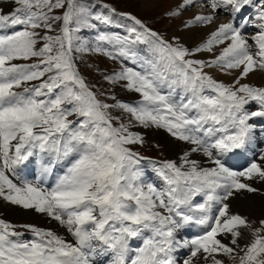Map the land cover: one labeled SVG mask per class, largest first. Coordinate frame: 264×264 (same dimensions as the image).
<instances>
[{"label": "snow or ice", "instance_id": "1", "mask_svg": "<svg viewBox=\"0 0 264 264\" xmlns=\"http://www.w3.org/2000/svg\"><path fill=\"white\" fill-rule=\"evenodd\" d=\"M193 8L179 27L203 34L188 46L104 0H0V202L63 229L0 218V264H264V202L250 199L264 197V0L165 15ZM116 18L125 34L82 35ZM90 53L119 61L102 80L137 98L90 84ZM136 129L187 147L143 155Z\"/></svg>", "mask_w": 264, "mask_h": 264}, {"label": "rangeland", "instance_id": "2", "mask_svg": "<svg viewBox=\"0 0 264 264\" xmlns=\"http://www.w3.org/2000/svg\"><path fill=\"white\" fill-rule=\"evenodd\" d=\"M104 2L109 3L113 5L114 7L117 8L118 12H131L134 15H137L139 18L144 20L149 27L153 28L154 30L158 31L165 37H171L170 34L175 31V35L179 36L181 38H184V34L186 30H183L179 25L181 24L182 19H187L188 17L192 16L193 11L195 8L191 9L190 11L186 12L184 16H182L179 19H169L165 14L173 8L172 3L170 0H158L151 8L149 9H143L140 4L135 3L134 0H104ZM131 22L122 19V18H116L115 23L113 26H104V25H98L97 30H88L86 32H82V35L89 41L94 42L95 41V36L97 35L98 31H105L108 33H119L121 35L125 34L126 32V27L130 25ZM86 31V30H84ZM169 34V36H168ZM88 35V36H87ZM141 44L139 43L135 45V47L142 53L141 51ZM188 46H191V44H188ZM146 53L150 52V47L148 50H145ZM85 62L86 64H91L93 68H99V72H94L92 70H89L85 68L82 65V71H84V74L89 78V83L90 84H97V87L100 90L103 91H111L114 93L118 99H127V97H133L136 99L137 94L135 93H130L127 92L120 87H112L110 86L106 81L102 80V76L107 73L111 72L113 70L118 71L120 62L119 61H114L110 60L107 57H104L100 54L96 53H90L85 56ZM128 66H132L130 63ZM138 131H151L148 135L145 136V139L147 140V144L142 147L138 148V150L146 156L154 157L156 159H176L172 158L170 154V148L168 143L160 138V135H164L166 138H168L170 141L173 142H179L176 141L173 138H169L165 133L157 131V130H152V129H136ZM160 134V135H159ZM159 138V139H158ZM165 142V143H164ZM161 144L162 147L159 149L152 147L153 144ZM167 145V146H165ZM168 151H167V150ZM230 164L234 167H240L244 164V159L243 158H236L230 161ZM264 202V197L261 196H252L250 197L251 200L255 199L258 201ZM14 209V210H13ZM18 208H13L10 205L4 204L3 202H0V218H4L14 224H22L25 223L22 218H18V215H14V211H17ZM247 209H245L246 211ZM252 215L256 218H262L264 217V210H258V211H253ZM17 217V218H16ZM28 223V222H26ZM52 227H58L57 224L53 221ZM51 224H47L44 228H50ZM63 230V229H62Z\"/></svg>", "mask_w": 264, "mask_h": 264}, {"label": "bare ground", "instance_id": "3", "mask_svg": "<svg viewBox=\"0 0 264 264\" xmlns=\"http://www.w3.org/2000/svg\"><path fill=\"white\" fill-rule=\"evenodd\" d=\"M158 0H149V6L147 7H142L143 9H149L151 8ZM171 3H172V6L174 7L177 3H179V0H170ZM198 11H201V9L199 8H195L193 13L194 12H198ZM175 31H173L170 36H173L175 35L174 34ZM202 31L200 32H188V31H185V34H184V38H182V40L188 45V44H191V46L193 45V43L199 39L200 35H202ZM169 36V34H168ZM176 36V35H175ZM214 75L217 76V78L219 79H227L226 77L222 76L221 74L219 73H214ZM253 79L257 82V83H260L262 82V77L257 74L255 77H253ZM153 130V129H152ZM151 131H145L146 135H148ZM160 135V134H159ZM166 135V134H165ZM168 136V135H167ZM147 137V136H146ZM169 137V136H168ZM160 138H162L163 140H165L168 145H169V148H170V154L172 156V158H176L178 157V155L181 153V151L183 149H185L187 147V145H184L183 143H179V142H173V141H170L168 138H166L164 135H160ZM170 138V137H169ZM159 139V138H158ZM165 143V142H164ZM167 146V145H165ZM167 150V149H166ZM168 151V150H167ZM261 201H258V200H255L253 199V201H255V203L257 205H260L261 202L263 201L262 198H260ZM264 199V198H263ZM16 209V208H15ZM14 210V209H13ZM258 211V210H256ZM14 215H18V218H22L23 221L28 222V223H33V224H36L37 226H40V227H45L47 224H51L52 222L49 221L48 218L44 217L43 215L41 214H35V213H29V212H25L23 210H20V209H17V211H14ZM17 218V217H16ZM50 228H53L54 230H58L60 232H63L62 229H59L58 227H55L53 226L52 227V224H51V227ZM191 233H194L196 231L195 228L193 229H190L189 230Z\"/></svg>", "mask_w": 264, "mask_h": 264}]
</instances>
